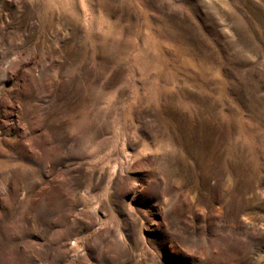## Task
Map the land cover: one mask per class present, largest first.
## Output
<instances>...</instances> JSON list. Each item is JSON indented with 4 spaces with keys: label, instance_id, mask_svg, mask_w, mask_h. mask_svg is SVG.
Returning <instances> with one entry per match:
<instances>
[{
    "label": "rangeland",
    "instance_id": "obj_1",
    "mask_svg": "<svg viewBox=\"0 0 264 264\" xmlns=\"http://www.w3.org/2000/svg\"><path fill=\"white\" fill-rule=\"evenodd\" d=\"M0 264H264V0H0Z\"/></svg>",
    "mask_w": 264,
    "mask_h": 264
}]
</instances>
